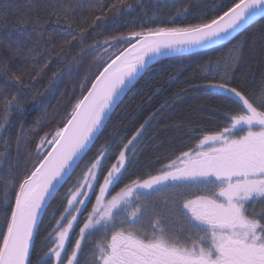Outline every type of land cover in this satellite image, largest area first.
I'll return each mask as SVG.
<instances>
[{"label":"snow or ice","instance_id":"snow-or-ice-1","mask_svg":"<svg viewBox=\"0 0 264 264\" xmlns=\"http://www.w3.org/2000/svg\"><path fill=\"white\" fill-rule=\"evenodd\" d=\"M84 6L0 0V23L16 9L17 23L31 26L0 51V264H264V26L248 32L264 19V0H94L87 15ZM221 42L231 47L217 56L198 51ZM245 50L260 53V66L238 73ZM168 53L201 56L187 86L88 156L121 95L152 71L148 58ZM90 57L62 125L26 132L36 82L50 73L51 88ZM190 92L215 98L219 122L193 128L179 149L170 144L154 174H130L148 128Z\"/></svg>","mask_w":264,"mask_h":264},{"label":"trees","instance_id":"trees-1","mask_svg":"<svg viewBox=\"0 0 264 264\" xmlns=\"http://www.w3.org/2000/svg\"><path fill=\"white\" fill-rule=\"evenodd\" d=\"M4 2L14 3L16 0H4ZM19 2L23 3V0H19ZM93 3L94 0H84L85 6L82 10L84 15L95 10L92 7ZM153 3H155V0H153ZM21 11H17L16 9L10 10L7 14V21L0 23V51L3 50L4 45L9 43V36H11L13 40L24 41L31 32L30 25L25 23L24 26H20L17 23ZM152 11L161 14L162 11L166 10L154 8ZM130 19L134 20L135 17L133 16ZM109 26H111V24ZM262 26H264V19H260L252 24L248 32L258 31ZM132 30L134 29L128 28L123 24L120 25V31L125 34ZM245 35H247V33ZM105 37L106 34L102 33L97 36V39L103 40ZM55 38L57 41L61 40V37ZM238 40L239 36L233 39L232 43H238ZM92 42V40H89V43ZM13 47H15V45H13ZM226 47H231V45L225 44L200 53L201 56L206 59L208 56L214 57L224 52ZM99 55H105L103 50L100 51ZM201 56H181L162 60L154 64L151 67L152 71L146 72L143 75V79H140L135 88H133V90L119 102L118 106H116L112 113V120L105 130V135L101 136L100 139L96 141L95 147H93L92 152H90L88 156H91L106 142L109 132L113 134L120 132L124 136L129 135L134 128L139 126V123H141L143 119L147 118V115L150 114L151 111L159 107V105L171 97L173 93L179 91L181 87L187 86L184 84V80L195 75V60L200 59ZM252 57H255V62H253ZM4 58L11 59L7 56ZM260 59L261 56L258 51L249 54L248 51L245 50V61L242 62L237 69L238 73L245 69L255 71L260 66ZM94 60L95 57H90L89 63L86 64L85 68L82 70L73 69L71 72L66 71L51 88H49V80L51 79L50 73L44 77L43 81L38 80L36 82L38 87L32 90L29 100L26 101V132H33L41 128L44 131H51L53 128L62 125V121L67 116L66 105L72 95L69 89L77 88L78 81L82 78V73L92 69ZM11 63L25 68L31 65L30 61L22 59H11ZM182 68L189 69V71L184 72L183 76L179 79H171L172 74ZM13 70L15 71V68ZM78 71L81 72V75H77ZM156 88H160L161 91L152 96V99H149V96ZM32 97H35L34 101ZM216 106L215 98L207 96L202 92H190L179 100L174 101L165 111L161 112L157 121L152 123L151 127L148 128L147 142L143 150L138 154L140 169L138 170L137 167H133L130 169V174L135 173L136 175H142L149 171L154 174V168L158 167L155 162L156 158L162 156L164 150L168 149L170 144L173 145L174 148L179 149L189 142L188 135L192 133L193 128H213L220 120L218 116L212 115ZM26 138L32 139L31 137ZM88 156L84 157L85 161L88 159ZM82 166L83 165H81V167ZM78 172L79 169H77V173ZM73 175L75 176L76 173Z\"/></svg>","mask_w":264,"mask_h":264},{"label":"water","instance_id":"water-1","mask_svg":"<svg viewBox=\"0 0 264 264\" xmlns=\"http://www.w3.org/2000/svg\"><path fill=\"white\" fill-rule=\"evenodd\" d=\"M261 18H257V20L255 22H257L258 20H260ZM254 22V23H255ZM253 23V24H254ZM222 45H225L224 42H221V44H217V45H214V46H211L209 48H205V49H202V50H198L199 52H202V51H207V50H210V49H213V48H216V47H219V46H222ZM181 56H189L187 54H179V53H168L166 56H154V57H150L148 58V65L150 67H152L154 64L158 63L159 61H162V60H167V59H172V58H177V57H181ZM145 73H142V76L144 75ZM140 80V79H139ZM138 80V81H139ZM135 84H137V82H135ZM129 92H126L124 94L121 95V98L120 100L118 101V104L119 102L128 94ZM116 108V107H115Z\"/></svg>","mask_w":264,"mask_h":264},{"label":"rangeland","instance_id":"rangeland-1","mask_svg":"<svg viewBox=\"0 0 264 264\" xmlns=\"http://www.w3.org/2000/svg\"><path fill=\"white\" fill-rule=\"evenodd\" d=\"M197 189H192V191H196ZM169 191H176L175 189H169ZM98 238V237H97Z\"/></svg>","mask_w":264,"mask_h":264}]
</instances>
